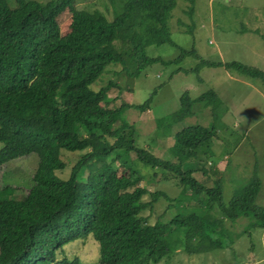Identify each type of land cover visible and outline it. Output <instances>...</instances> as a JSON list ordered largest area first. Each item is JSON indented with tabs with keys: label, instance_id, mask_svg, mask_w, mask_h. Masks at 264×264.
Masks as SVG:
<instances>
[{
	"label": "trees",
	"instance_id": "trees-1",
	"mask_svg": "<svg viewBox=\"0 0 264 264\" xmlns=\"http://www.w3.org/2000/svg\"><path fill=\"white\" fill-rule=\"evenodd\" d=\"M75 3L0 0V166L31 152L38 157L30 187L20 197H0V264H81L58 254L66 243L88 236L98 243L94 264H157L180 251L223 246L225 220L245 217L248 226L264 229L256 174L237 182L224 201L217 170L208 171L213 174L208 185L193 176L195 169L205 171L204 165L184 168L188 161L200 164L211 156L220 102L214 90L194 98L181 94L174 121L190 115L188 104L207 101L212 122L169 130L172 143L157 153L141 146L135 124L121 118L124 108H149L155 89L141 103L110 105L115 98L107 90L117 83L109 79L92 87L110 65L138 76L151 63L171 61L148 55L146 47L172 43L167 18L175 0H124L110 19ZM139 12L150 32L134 28ZM64 13L65 31L57 21ZM186 55L199 62L179 67L184 73L197 72L200 65L220 66L264 83L263 68L206 60L194 48L181 49L174 61ZM155 122L148 144L160 133L162 122ZM60 149L80 152L66 178L55 173L67 165ZM131 157L160 171L162 180H175L177 194L140 185L142 175L128 164ZM4 187L0 180V190ZM161 198L173 214L151 221L144 211Z\"/></svg>",
	"mask_w": 264,
	"mask_h": 264
},
{
	"label": "rangeland",
	"instance_id": "rangeland-1",
	"mask_svg": "<svg viewBox=\"0 0 264 264\" xmlns=\"http://www.w3.org/2000/svg\"><path fill=\"white\" fill-rule=\"evenodd\" d=\"M123 1L76 0L75 4L82 9L100 10L110 19ZM136 20L140 23L134 25L135 29L150 32L144 25L146 20H143L142 12L138 13ZM57 21L61 30L68 29L67 13L61 14ZM167 30L172 43L147 46L146 53L170 62L151 63L138 76H127L120 71L119 64L110 65L92 87L96 89L107 80H114L117 86L107 90V95L115 98L110 105L141 103L155 89L149 108L142 111L124 108L121 118L135 124L141 146L150 145L149 148L157 153L172 143L169 130L187 124L208 125L212 122L211 106L207 101L188 104L190 115L174 121L172 114L181 106V94L185 92L194 98L208 89L214 90L220 102L215 122L217 136L211 143V156L200 164L188 161L184 168L204 165L206 170L195 169L193 176L208 185L213 175L208 171L217 170L222 178L224 201L231 197L237 182L241 184L256 174L261 180L256 202L264 205V83L241 75L235 69L226 70L220 66L200 65L197 72L179 71V67L191 68L199 62L192 55L174 61L181 49L194 48L206 60H234L264 69V0H175L168 13ZM156 119L162 122L160 133L154 135L152 144H148ZM79 154L78 151L60 149V156L67 165L56 170V175L66 178L69 166ZM37 159V154L31 152L0 166V180L5 186L0 190V197H20L22 190L30 187ZM128 164L142 175L140 185L163 189L170 196L177 194L175 180H162L160 171L133 157ZM165 205L166 201L161 198L152 210L146 209L144 213H150L151 221L157 217L169 218L173 208L166 209ZM195 210L198 214L203 213L201 208L195 207ZM246 220L245 217L225 220L224 233L219 236L224 244L221 247L195 254L180 251L157 264H264V229L248 226ZM63 256L68 260L76 258L81 264H94L99 257L98 243L90 236L75 239L62 247L58 258Z\"/></svg>",
	"mask_w": 264,
	"mask_h": 264
}]
</instances>
